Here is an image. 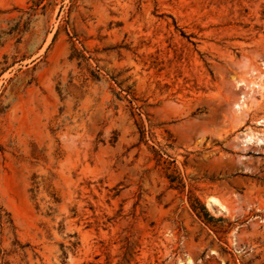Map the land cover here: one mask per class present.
Masks as SVG:
<instances>
[{
  "label": "rangeland",
  "instance_id": "rangeland-1",
  "mask_svg": "<svg viewBox=\"0 0 264 264\" xmlns=\"http://www.w3.org/2000/svg\"><path fill=\"white\" fill-rule=\"evenodd\" d=\"M1 222L0 264H264V0H0Z\"/></svg>",
  "mask_w": 264,
  "mask_h": 264
},
{
  "label": "bare ground",
  "instance_id": "bare-ground-1",
  "mask_svg": "<svg viewBox=\"0 0 264 264\" xmlns=\"http://www.w3.org/2000/svg\"><path fill=\"white\" fill-rule=\"evenodd\" d=\"M246 139L249 141V140H251L252 138L248 136V137H246ZM212 202H213V201H211V202L209 203V205H212Z\"/></svg>",
  "mask_w": 264,
  "mask_h": 264
},
{
  "label": "trees",
  "instance_id": "trees-1",
  "mask_svg": "<svg viewBox=\"0 0 264 264\" xmlns=\"http://www.w3.org/2000/svg\"><path fill=\"white\" fill-rule=\"evenodd\" d=\"M3 222L0 223V225H2Z\"/></svg>",
  "mask_w": 264,
  "mask_h": 264
}]
</instances>
